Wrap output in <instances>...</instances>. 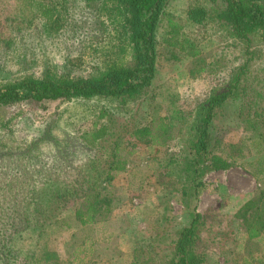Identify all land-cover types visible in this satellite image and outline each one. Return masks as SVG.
Instances as JSON below:
<instances>
[{
	"label": "rangeland",
	"instance_id": "1",
	"mask_svg": "<svg viewBox=\"0 0 264 264\" xmlns=\"http://www.w3.org/2000/svg\"><path fill=\"white\" fill-rule=\"evenodd\" d=\"M49 1L58 20L47 27L32 17V7H25L23 0H0V31L23 28L15 38H0V82L6 81L5 76H38L44 65L66 70L72 78L86 77L101 66L104 55L114 51L115 21L100 4ZM25 18L26 23L21 21ZM159 18L154 77L142 97L123 106L103 99L0 104V182L18 178L37 183L49 196L54 191L49 172L64 170L69 163L89 165L93 159L79 138L101 126L121 135L119 147L127 161L111 183L109 213L103 223L66 233L50 227L28 231L13 244L19 264H24L26 249L39 243L47 264H141L148 260L149 245L157 253L155 259L169 258L175 232L188 220L174 201L175 193L162 192L165 170L172 178L176 168L167 164L163 154L156 155L148 140L125 133L145 124L149 116H159L172 134L160 150L167 157L177 153L190 127L198 123L203 103L212 91L225 87L229 73L244 60V47L230 35L222 0H166ZM167 21L181 27L177 39L183 50L165 44ZM255 45L256 59L246 80L249 87L258 88L264 80V43ZM190 52L197 54L190 57ZM240 101L226 102L219 119L211 123V132L219 139L217 155L228 166L206 173L196 196L199 218L193 253L198 264H264V232L248 236L235 216L248 197L264 187L251 175L250 166L260 153L264 155V128L237 116ZM104 109L108 113L101 117ZM113 140L96 150L101 160L109 157ZM77 205L70 202L67 211Z\"/></svg>",
	"mask_w": 264,
	"mask_h": 264
},
{
	"label": "trees",
	"instance_id": "2",
	"mask_svg": "<svg viewBox=\"0 0 264 264\" xmlns=\"http://www.w3.org/2000/svg\"><path fill=\"white\" fill-rule=\"evenodd\" d=\"M84 1L100 4L101 9L108 12V18L112 17L115 21L117 44L113 47L114 51L104 55L101 66L86 77L72 78L68 71L59 72L49 65H44L38 76L21 74L14 79L5 76L6 81L0 82V104L32 102L43 105L57 101L103 99L123 106L145 94L154 77L155 30L160 21V8L166 0ZM23 2L26 3L25 7H32V17L40 19V25L49 27L58 20L57 12L49 9V0ZM222 2L230 35L244 47V60L229 73L225 87L212 91L203 103L198 123L190 127L189 133L181 141L180 149L177 153L170 152L169 157L165 151L161 152L160 149L172 140V134L159 116L151 115L145 124L132 126L125 133L141 141L148 140L156 155L163 154L162 158L167 164L175 166L176 176L172 178L165 170L162 192L168 189L167 193H175L174 201L182 206L188 219L185 226L175 232L176 239L168 259H165L166 256L155 259L157 253L149 245L145 249L148 260L141 261V264L150 261H159V264H198L193 253L199 218L194 206L196 196L203 187L202 179L206 173L228 166L217 155L219 139L210 128L211 123L219 119L223 105L229 100H241L237 116L250 121V126L264 128V80L258 83V88L249 87L246 80L248 69L256 59L253 47L257 43H264V0ZM21 21L27 22L26 18ZM22 22L19 24L23 25ZM167 28L169 38L164 40L165 44L183 50L182 42L177 39L181 27L167 21ZM21 32L23 28L19 26L9 27L6 31H0V38H15ZM118 50L125 57H120ZM196 54L190 52L187 55L194 57ZM248 89L260 99H251ZM107 113L105 109L101 110L100 116ZM111 137H114V145L109 157L101 160L96 150L102 149L100 147ZM120 137L119 134L110 133L109 126H101L81 136L79 142L95 163L87 165L78 162L79 166L69 163L64 170H51L47 176L54 191L47 197L42 194L43 185L37 183L26 184L18 178L0 182V264H19L13 244L28 231L42 232L45 227H50L66 233L73 228L104 222L109 213L111 183L127 164L123 158L124 152L119 147ZM250 166L256 182L263 184L264 155L260 153ZM70 202L78 205L68 212ZM235 216L240 221L239 227L248 236L252 237L261 230L264 232V187L252 193ZM46 258L43 244L39 243L32 249H26L24 264H47Z\"/></svg>",
	"mask_w": 264,
	"mask_h": 264
}]
</instances>
